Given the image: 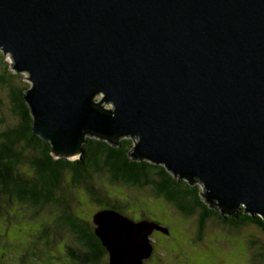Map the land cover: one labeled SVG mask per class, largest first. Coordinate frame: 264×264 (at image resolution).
I'll return each instance as SVG.
<instances>
[{"label":"water","instance_id":"obj_1","mask_svg":"<svg viewBox=\"0 0 264 264\" xmlns=\"http://www.w3.org/2000/svg\"><path fill=\"white\" fill-rule=\"evenodd\" d=\"M0 51L27 73L53 158H79L85 134L128 136L206 199L264 218V0H0ZM92 222L108 264H144L168 233L115 210Z\"/></svg>","mask_w":264,"mask_h":264},{"label":"trees","instance_id":"obj_2","mask_svg":"<svg viewBox=\"0 0 264 264\" xmlns=\"http://www.w3.org/2000/svg\"><path fill=\"white\" fill-rule=\"evenodd\" d=\"M10 67L9 63L0 60V88L6 89L8 109L15 118L14 123L2 129L0 127V216L2 212L16 211L21 217L37 221L41 227L35 240L21 243L13 239L23 260L41 259L37 238L38 241L43 237L45 240L49 238L48 248L64 232L71 234L73 239L69 238V241H74L78 247L68 246L65 264L70 259L74 264H108L107 249L95 232L92 217L99 210H115L126 215L129 203L107 197L94 184L100 177L128 189H146L153 196L155 204L157 201L162 203V209L166 204L182 219L194 218L197 242L208 234L204 236L208 222L215 223L219 226L217 228L232 236L248 226L264 236V218L261 215L245 212L242 206L228 209L214 198L206 199L198 181L174 176L163 165L141 157L128 136L103 132L85 134L79 158H53L51 145L32 132L33 119L24 100L28 86L17 81L19 75L14 74ZM23 166L27 167L26 172ZM70 188L81 190L99 206L90 216L91 220L73 210L74 203L80 204L74 201ZM19 206L27 208L28 212L21 208L17 210ZM141 216L139 219H148L143 214ZM38 217L43 218V224ZM48 218H51V224ZM3 239L6 244L9 243L7 232L2 234L0 230V243ZM191 243L194 245L196 242ZM259 243L255 239L248 241V247L253 251L252 262L264 260V249ZM153 251L144 264H149L155 254L154 248ZM2 257L0 255V264L4 260ZM4 264L10 263L4 260Z\"/></svg>","mask_w":264,"mask_h":264},{"label":"rangeland","instance_id":"obj_3","mask_svg":"<svg viewBox=\"0 0 264 264\" xmlns=\"http://www.w3.org/2000/svg\"><path fill=\"white\" fill-rule=\"evenodd\" d=\"M0 60H4L9 64L11 63L10 69L13 71L10 55H3L0 51ZM13 73L17 74L15 71ZM18 75L17 81L20 84H26L28 89L30 82L27 73L19 72ZM94 100L100 102L101 98L96 96ZM100 104L103 109L107 110L111 108L105 102H101ZM8 106L6 89L0 88L1 129L15 122V118L12 117ZM23 169H25V172L27 171L26 166H23ZM94 184L100 190H103L107 197L120 199L123 202L127 201L129 205L126 209V215L128 214L127 216L130 219L139 220L143 214L148 217L147 220L154 221L158 225L165 226L168 229L169 232L165 236L162 235L164 233L161 234L158 231H153L149 236L155 250V254L149 264H264V260L252 262L253 251L249 249L248 241L250 239L258 240L264 249V236L252 226L245 227L239 234L232 236L227 231L217 228L219 226L215 223L208 222L209 224L204 231V236L206 233L208 234L205 238H202L201 242H197L195 240L194 218L182 219L175 210L166 204H164L166 210L162 209V203L157 201L155 204V200L148 190L128 189L124 186L110 183L106 177H100L94 181ZM200 189L202 190V186H200ZM70 193H72L74 201L79 202L82 207L74 203L72 205L73 210L78 211V214L82 217L84 216L85 219L89 218L91 220L90 216L98 210L99 206L90 200L81 190L70 188ZM20 208L28 212L27 208L21 206L17 210H20ZM38 219L43 224V218L38 217ZM50 221L51 218L48 220L49 224H51ZM40 228V223L32 218L21 217L16 211L2 212L0 216V230L2 234L7 232L9 239L8 244L5 243V239L0 243V255L3 256L2 258L10 264H65L64 258L68 257V246L75 249L78 247L74 241H69V238L70 240L71 238L73 239L71 234H68V236L64 232V235L61 234L59 238L53 240V244L49 245L52 247L48 248L46 245L49 244V238L45 240V237H43L41 241H38L39 238H37L36 245L42 253L41 259L43 261L39 257L31 260H23L21 258L19 247L14 245L13 239L15 238L21 243L35 240L38 232H41ZM217 230L222 234L218 233ZM192 241L196 242L195 244L197 245H193ZM4 260H2L1 264H4ZM68 264L74 263L70 259Z\"/></svg>","mask_w":264,"mask_h":264},{"label":"clouds","instance_id":"obj_4","mask_svg":"<svg viewBox=\"0 0 264 264\" xmlns=\"http://www.w3.org/2000/svg\"><path fill=\"white\" fill-rule=\"evenodd\" d=\"M11 64V63H10ZM101 105V104H100ZM150 221V220H149Z\"/></svg>","mask_w":264,"mask_h":264}]
</instances>
